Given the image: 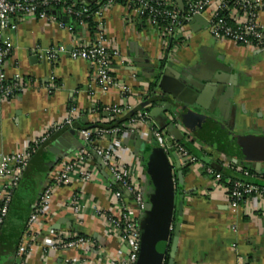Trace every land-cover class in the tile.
Wrapping results in <instances>:
<instances>
[{"label": "crops", "instance_id": "crops-1", "mask_svg": "<svg viewBox=\"0 0 264 264\" xmlns=\"http://www.w3.org/2000/svg\"><path fill=\"white\" fill-rule=\"evenodd\" d=\"M15 20L16 28L7 31L13 47L4 72L9 81L18 78L25 87L0 101V157L22 150L51 122L63 118L72 106L80 113L79 119L89 124L111 121L112 112L104 110L113 104L137 108L153 81L156 82L154 91L162 92L158 88L162 79L158 68L165 70L167 67L164 88L167 91L178 88L180 96L191 100V104L178 107L162 104L166 111L154 113L150 124L175 139L166 129L173 124L183 135L182 140L193 141L195 147L203 150V155L216 159L223 170L235 167L240 172L243 165H250L255 173L264 174V159L249 160L253 150L249 146L254 144V136L264 135V42L257 48L215 39L208 31L205 16L193 23H184L173 38H163L136 13L128 16L126 8L116 4L106 12L105 26L123 60L112 62V75L131 89V93L123 97L117 88L107 93L100 91L89 61L72 59L67 54H60L53 60L44 53L61 45L71 49L74 45L88 44L93 36L87 28L81 26L73 31L68 20L62 21V26L58 21L33 16ZM257 20L264 29V10ZM164 58L166 61L161 64ZM218 58L221 64H217L225 70L216 65ZM51 77L57 88L49 90ZM92 104L101 105L103 112H91ZM156 106L154 103L152 108ZM76 129L57 132L40 154H34L21 182L33 183L35 194L22 199L17 195V188L13 196L17 204L30 203L33 209L47 175L85 145ZM133 133L146 141L153 135L150 125L143 124L138 131L121 137L127 150L138 154ZM94 144L105 147L110 142L109 139L98 140ZM256 146L259 152L256 156L262 157L263 147L259 142ZM65 151V156L50 168L48 163L53 157ZM90 154L97 174L89 182L75 180L55 191L49 216L42 219L40 230L31 241L27 264H110L113 256L127 252L126 246L93 214V204L103 209L110 207L107 188L108 185L117 188V185L94 149ZM170 158L176 190L172 236L179 224L171 264H264V203L250 197L232 208L226 184L206 172L207 164L200 160L197 165H184L178 158L177 167L172 153ZM5 182L6 179L0 177V189ZM73 193L80 195L85 206L79 217L66 206ZM57 232L89 237L96 243V249L88 253L77 250L44 252L41 246ZM168 260L167 256L165 264ZM16 263L13 253L0 259V264Z\"/></svg>", "mask_w": 264, "mask_h": 264}, {"label": "built area", "instance_id": "built-area-1", "mask_svg": "<svg viewBox=\"0 0 264 264\" xmlns=\"http://www.w3.org/2000/svg\"><path fill=\"white\" fill-rule=\"evenodd\" d=\"M98 7L91 13L96 23L93 39L85 45H74L67 49L61 45L47 49L44 53L49 59H56L60 54H67L72 59L89 61L94 68V81L101 92L107 93L112 88L121 91L123 97L131 93V89L112 75V62L122 60L119 48L115 46L105 26L106 12L117 4L118 0H96ZM125 6L127 15L136 13L140 18L148 13L146 24L154 28L161 37L173 38L177 29L193 17L201 15L207 19L209 33L219 40L231 41L247 47H260L264 42V29L257 20L264 10V0H183L181 9L172 0H127ZM63 4L64 0H0V101L24 90V84L15 78L9 81L4 72V65L13 47L7 36V31L17 26L16 18L33 16L40 20L57 22L56 15L38 12L39 7L53 9L54 4ZM89 12L88 5L79 4L77 0H70L62 6L59 13L63 16H76L79 25L86 26L82 16ZM63 26L62 22L58 21ZM164 25L160 26L159 23ZM165 56V54H164ZM57 88L51 77L49 90ZM96 105L92 104L90 111L95 112ZM104 110V109H103ZM131 109L120 104H113L104 111H110L113 117L128 113ZM81 117L75 106L58 120L51 122L41 133L33 137L22 150L0 157V177L6 182L0 189V225L7 215L13 194L19 187L22 177L27 170L32 156L43 147L46 142L62 129L74 128V123ZM149 110L140 109L129 121L121 127L105 128L91 127L76 129L85 145L81 146L74 157L63 160L60 168L53 169L46 178L45 184L38 194L33 209L28 217L24 234L18 246L15 258L17 264H27L32 240L36 238L42 225V219L49 216L52 197L55 191L75 180L86 183L95 177L97 168L91 158L90 150L99 155L102 165L110 174L117 188L108 185L110 207L103 209L97 204L92 205L93 214L105 224L107 231L127 248V252L112 257L110 264H135L140 249L139 216L146 206V175L141 158L132 153L121 143V137L129 132H136L140 125L148 124L155 142L168 155L176 153L184 165H197L200 160L190 154L178 141L168 137L157 126L150 124ZM105 147H96L94 142L108 140ZM206 172L221 180V174L209 166ZM264 180V177H263ZM229 205L237 208L243 198L255 197L264 203V187L255 184H245L234 181L231 189H227ZM66 206L78 217L84 209L81 197L73 193ZM44 252L77 250L85 253L93 252L96 243L82 234H67L57 232L47 243L41 246Z\"/></svg>", "mask_w": 264, "mask_h": 264}, {"label": "water", "instance_id": "water-1", "mask_svg": "<svg viewBox=\"0 0 264 264\" xmlns=\"http://www.w3.org/2000/svg\"><path fill=\"white\" fill-rule=\"evenodd\" d=\"M91 2V0H86ZM93 1V0H92ZM181 9H184L183 0H175ZM202 18L201 15L193 17L190 22H195L197 19ZM67 17L63 16L62 21L67 22ZM221 59H216V65L219 69L225 70L224 66H221ZM220 63V64H217ZM154 68V65L153 67ZM158 69L159 78L162 77L158 83V88L162 92L153 91L155 96L154 102L157 104L156 107H150L149 117L152 118L154 113L165 112L166 108L162 104H168L171 107L183 106L191 104V100L183 99L180 95L179 89L176 88L172 91H167L164 88L165 75L168 73L167 67L165 70ZM217 69V68H216ZM190 90V89H189ZM171 94V95H169ZM163 129V127H161ZM169 131L174 135L176 141L183 139V135L180 131L172 124L168 128ZM73 134V132L71 131ZM132 139L135 140V148L138 151V155L141 158L142 166L145 170L146 175V206L145 210L139 216V232H140V249L135 264H165L167 256L169 257L168 263L171 264L172 258L174 257L176 244H177V230L179 224L176 225L174 235L172 236L173 230V216L175 208V182L173 177V163L170 155L159 146L153 138L146 141L139 138L136 133H133ZM254 139L261 144L264 148V135L254 136ZM79 141H77V144ZM41 147L35 154H40ZM72 150L73 147H69ZM51 150V149H50ZM68 151V150H67ZM64 154L58 153L48 163L51 168L58 160L65 156ZM176 160V166L179 167L178 155L172 153ZM201 161L207 164L212 169L220 171L222 165L211 157L203 155ZM254 167L259 168V164H254ZM33 169L29 171L30 176L33 175ZM261 171H259L260 173ZM264 184V181H262ZM35 194V185L29 182H20L17 195L22 199L31 197Z\"/></svg>", "mask_w": 264, "mask_h": 264}, {"label": "trees", "instance_id": "trees-1", "mask_svg": "<svg viewBox=\"0 0 264 264\" xmlns=\"http://www.w3.org/2000/svg\"><path fill=\"white\" fill-rule=\"evenodd\" d=\"M80 4V1L77 0ZM156 0H153V2ZM173 1V0H172ZM70 3V0H64V3L62 4H54L52 10H48L44 7H39L38 12H46L50 15H56L57 20L62 22V16L59 11L62 6H66ZM117 4H121L124 7L127 6L128 1L127 0H118ZM89 12L84 14L82 16V19L85 21L88 31L92 34V36L95 33L96 23L94 22V18L91 15L93 11L98 7L97 1H91L88 4ZM148 18V13L141 17V19L146 22V19ZM68 25L72 28L73 31H77L80 29L79 25V19L76 18V16H70L68 18ZM160 26H163L164 23L160 22ZM166 59L161 60V64H164ZM156 82L153 81L147 91V95H144L142 97L141 105H139L137 108L131 109L128 113H125L123 115L115 116L111 121L108 123H96V124H89L81 121V119H78L74 123V128L81 129V128H91V127H105V128H114V127H121L123 129V123L129 121L131 118H133L136 113L143 108H146L147 110H150V107L154 105V98L153 91L155 89ZM97 112L102 113L103 107L101 105L96 106ZM68 129V127L64 128ZM63 130V129H62ZM61 130V131H62ZM60 132V131H59ZM255 140L251 146L252 147V158L249 159L252 161V159H255L257 161H263L264 159V151L261 152V156H256L259 152L257 149L255 150L256 145L258 142ZM178 144L183 146L190 154L194 155L197 159L201 160V157L203 155V150L198 149L194 146L193 141L191 140H182L178 141ZM264 149V148H263ZM34 156V155H33ZM32 156V157H33ZM250 157V156H249ZM32 159V158H31ZM235 167H230L229 170H221L219 173L221 174V182L225 183L228 190L231 189L234 181H241L245 184H255L264 187V184H262L264 174H257L253 170V168L250 165H243L240 172H237L235 170ZM27 171V170H26ZM25 171V172H26ZM255 173V174H254ZM25 174V173H24ZM116 189V188H115ZM228 193V192H227ZM14 196V194H13ZM246 199V197L243 198V200ZM32 209L30 207V203H23V204H17L14 200V197H12V200L9 204L7 215L3 219L1 225H0V259H6L8 255L11 253L16 255V252L18 250L19 243L21 241V238L24 234L26 223L28 220V217L31 213ZM22 230L20 231V229ZM167 259V258H166ZM166 262V261H165ZM17 264V263H16Z\"/></svg>", "mask_w": 264, "mask_h": 264}]
</instances>
